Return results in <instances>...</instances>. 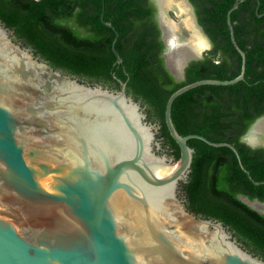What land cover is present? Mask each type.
Segmentation results:
<instances>
[{
  "label": "water",
  "instance_id": "1",
  "mask_svg": "<svg viewBox=\"0 0 264 264\" xmlns=\"http://www.w3.org/2000/svg\"><path fill=\"white\" fill-rule=\"evenodd\" d=\"M244 1L235 0L226 13L229 38L240 56L238 75L185 84L165 102L164 125L178 158L164 146L160 125L126 93V82L113 74L119 89L112 90L66 74L17 42L0 22V264H264L228 226L188 209L183 186L194 149L187 141L230 149L253 185L264 182L251 178L232 144L182 136L171 119L173 102L185 92L244 80L246 56L231 21ZM152 2L164 67L180 78L212 44L184 0L206 47L197 48L187 31L169 46L162 21L179 25L183 16ZM259 5L257 0L258 18ZM103 24L114 33L113 65H120L118 32L110 22ZM262 118L241 138L251 148L261 132L253 141L249 135ZM240 200L250 208L248 202H264Z\"/></svg>",
  "mask_w": 264,
  "mask_h": 264
},
{
  "label": "trees",
  "instance_id": "2",
  "mask_svg": "<svg viewBox=\"0 0 264 264\" xmlns=\"http://www.w3.org/2000/svg\"><path fill=\"white\" fill-rule=\"evenodd\" d=\"M234 1L189 0L212 49L187 65L181 81L164 67V46L151 0H0V22L56 69L117 89L113 74L126 82V93L141 102L150 121L160 125L164 146L178 158V147L164 125L165 102L185 84L238 75L240 56L226 24ZM259 4L260 18L255 13L257 0H245L231 13L236 42L246 56L244 80L185 92L173 102L171 119L182 136L197 134L232 144L251 178L264 182V148L241 141L254 121L264 116V0ZM103 21L118 32L115 48L120 65H113L114 33ZM187 144L194 149L183 186L188 209L228 226L246 250L264 260V215L239 199L263 202L264 184L250 182L230 149L196 139Z\"/></svg>",
  "mask_w": 264,
  "mask_h": 264
},
{
  "label": "bare ground",
  "instance_id": "3",
  "mask_svg": "<svg viewBox=\"0 0 264 264\" xmlns=\"http://www.w3.org/2000/svg\"><path fill=\"white\" fill-rule=\"evenodd\" d=\"M160 7L162 9H170L175 11L177 15H182L183 19L179 25L170 24L168 21H162L165 30V41L170 46L174 38L182 37L183 32L187 31L192 39H194V43L197 48H205V42L198 34L197 30L193 26L192 19L189 15L188 7L186 6L184 0H157ZM171 56L168 55V60L171 61V69L176 68V65L172 63L170 58ZM173 67V68H172ZM264 131V118L258 120L253 129V133L249 135V141H253L255 139V134ZM252 208L264 213V203H257L251 202L249 203Z\"/></svg>",
  "mask_w": 264,
  "mask_h": 264
},
{
  "label": "flooded vegetation",
  "instance_id": "4",
  "mask_svg": "<svg viewBox=\"0 0 264 264\" xmlns=\"http://www.w3.org/2000/svg\"><path fill=\"white\" fill-rule=\"evenodd\" d=\"M152 1V0H151ZM189 1V0H188ZM190 3V2H189ZM191 4V3H190ZM191 6H192V4H191ZM192 8H193V6H192ZM193 11H194V8H193ZM194 14H195V11H194ZM261 15H263V14H261ZM195 16H196V14H195ZM262 17V16H261ZM155 19H156V15H155ZM196 20H197V17H196ZM198 22V21H197ZM156 23H157V20H156ZM199 24V23H198ZM157 26H158V23H157ZM158 29H159V26H158ZM159 31H160V29H159ZM16 37V36H15ZM16 40H17V42H19V43H21L23 46H25V47H28V48H30L29 46H27V45H25L22 41H20V40H18L17 39V37H16ZM160 40H161V32H160ZM162 41V40H161ZM163 43V42H162ZM164 46V45H163ZM164 50V49H163ZM33 51V50H32ZM163 53V52H162ZM35 54V53H34ZM36 55V54H35ZM161 57H162V54H161ZM67 74V73H66ZM71 75V74H70ZM79 80H82V81H84V82H89V81H85V80H83V79H79ZM89 83H91V84H101V85H103V86H106V87H108L109 89H112V90H118L117 88H114V87H110V86H108V85H106V84H103V83H98V82H89ZM139 103L141 104V102L139 101ZM142 107H144V106H142ZM262 148H264V147H262Z\"/></svg>",
  "mask_w": 264,
  "mask_h": 264
},
{
  "label": "rangeland",
  "instance_id": "5",
  "mask_svg": "<svg viewBox=\"0 0 264 264\" xmlns=\"http://www.w3.org/2000/svg\"><path fill=\"white\" fill-rule=\"evenodd\" d=\"M169 16H170L171 18L175 19V18L173 17V14H172V13H169ZM205 55H206V53H205ZM215 60H217V58H216ZM168 72H169V71H168ZM169 73H170V72H169ZM170 74H171V73H170ZM171 75H172V74H171ZM172 77H173L176 81H181V80L183 79V76L180 77V78H177V77H175V76L172 75ZM259 135H260V136L258 137V139H259V144H258L256 147H264V131H262ZM239 199H246L247 201H250V200H248L247 198H243L242 196L239 197ZM248 203H250V202H248ZM263 203H264V202H263ZM262 213H263V212H262Z\"/></svg>",
  "mask_w": 264,
  "mask_h": 264
}]
</instances>
